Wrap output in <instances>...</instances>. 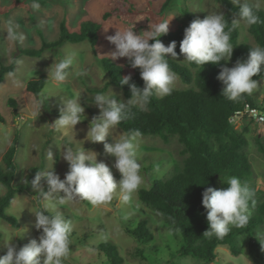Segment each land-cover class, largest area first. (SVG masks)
<instances>
[{
  "label": "rangeland",
  "instance_id": "1",
  "mask_svg": "<svg viewBox=\"0 0 264 264\" xmlns=\"http://www.w3.org/2000/svg\"><path fill=\"white\" fill-rule=\"evenodd\" d=\"M39 2L41 9L39 12H34L30 7L31 0H0V64L8 65L13 59L15 60L13 75L6 74L0 83V115L5 119L4 123H0V164L3 154L16 137L14 160L18 170L13 181L14 185L23 184L22 178L27 176L31 167L42 166L41 170L49 168L52 163L47 157L49 151L53 154V170L61 179L64 178L68 165L59 153L67 137L62 132L53 131L50 124L59 116L62 98L74 96L77 91H84L81 94V103L85 107L87 118L75 126L77 134L74 137L76 140L72 141L73 146H82L85 151L97 153L98 162L102 161L110 167L114 163V157L105 153L103 143H91L86 140L88 125L93 117L99 115V109L91 103V96L95 94L88 93L85 86L100 88L108 81L106 74L103 76L104 71L99 58L105 57L122 65L127 62L126 58L112 60L109 55L114 51V45L106 37L114 35L116 28L124 29L135 23L134 32L139 34L141 31L148 30V24L172 17L168 31H174L180 26L188 27L193 21L187 18L182 10H186V13L194 20H202L207 12L211 13L217 9L225 13V7L220 0H172L164 11L162 10L166 0H39ZM258 2L261 3V10L264 11V0H258ZM235 18L236 16L233 20ZM62 21L71 32L78 31L80 25L86 21L100 23L95 50L93 51L87 42H81L65 43L56 50L45 51L40 57L18 54L20 48L38 49L40 34L48 42L57 39L59 24ZM9 25L23 36L22 40L13 41L9 38ZM107 27L105 31L104 28ZM238 31V43L250 46L256 44L248 32V27L244 24L241 23ZM160 40L165 46L168 45L162 39ZM69 48L78 50L79 57L73 66V75L63 85L64 91L57 93L55 88L49 87L46 69L61 58ZM182 60L177 58L175 61L187 66ZM235 62L231 60L225 66L232 67ZM80 71L86 72V75H75ZM191 71L195 72V69ZM129 73L131 69H127V74ZM41 77L45 78L44 85L37 96H33L26 90V84ZM260 83L264 82L260 81ZM192 86L193 84H184L178 77L175 90ZM45 89H48L50 95H58L48 98L40 116L34 120L31 116L32 102ZM112 92L125 99L122 92L111 84L105 93L112 94ZM250 97L255 103L258 99L261 103L264 98V89ZM10 98H14L16 102V114H13L8 104ZM234 125L239 130H242V125H248L250 128V131L245 134L247 145L243 151L251 167L252 177L245 182L254 190V198H258L259 201L264 200V156L258 150L254 140L258 135L262 138L261 142L264 145V131L262 128H256L248 117L241 120L236 118ZM122 133L120 129L117 135ZM107 142H111L110 139ZM181 150L182 146L176 137H171L168 143H164L158 137L142 136L139 159L149 187L152 180L169 179L181 169L184 159ZM112 172L118 181L119 172L114 168ZM215 188H220L218 181ZM29 190L30 193L16 194L5 209V213L17 221L18 228H13L0 219V256L6 251L4 239L12 233L22 232V236L13 238L12 242L17 247L27 244L30 239L38 238L40 234L32 227L35 217L29 211L33 210L35 202L32 198L36 194L32 185L29 186ZM4 193L5 187L0 184V196ZM60 210L74 225L71 255L65 264H110L104 254L105 251L98 250L101 245L114 249L116 256L123 260L122 264H256L248 254L249 245L256 242L264 251V246L256 236L264 233V219L263 223L255 229L251 241L250 234L239 237V255L234 256L228 247L220 246L215 251V260L207 263L190 256H182L179 253L180 239L172 236L170 229L158 213L139 202L138 194L130 205L119 200H114L102 207L93 206L88 202H77L61 205ZM139 225H143L152 235L151 241L144 245L126 232L127 228L135 229ZM137 250L142 254L138 255Z\"/></svg>",
  "mask_w": 264,
  "mask_h": 264
},
{
  "label": "clouds",
  "instance_id": "2",
  "mask_svg": "<svg viewBox=\"0 0 264 264\" xmlns=\"http://www.w3.org/2000/svg\"><path fill=\"white\" fill-rule=\"evenodd\" d=\"M231 3L237 9L231 27L218 9L207 12L202 20L195 19L184 29L179 54L189 67L195 65L202 69L206 64L220 65L217 79L224 85L221 95L231 102L239 103L246 96H253L264 89V83L253 79L264 72V45L255 44L250 47L246 59H237L232 67H227L225 65L231 61L235 46L231 34L241 23L250 28L262 22L259 15L261 3L258 0H231ZM30 7L34 12H39L41 4L39 0H31ZM171 18L154 21L148 24V30L139 34L134 32L135 23L124 29L115 27V34L106 37L114 45V51L109 54L111 59L126 58L131 68L139 69L143 81V88H140L130 83V75L119 79L120 86L128 85L130 97L127 100L113 92H97L91 96V103L99 109V115L91 119L86 140L103 143L105 153L114 157L111 167L102 161L98 162L97 153L72 144L76 140L75 126L87 118L81 103L84 91L62 98L59 116L50 127L67 137L59 155L66 161L68 170L61 179L53 170L52 152L47 153L48 159L52 161L51 166L38 170L31 180L36 195L32 198L35 202L33 210L29 212L35 217L32 227L40 234L21 247L12 241L22 236V232L9 235L4 239L6 251L0 256V264H65L71 255L74 225L64 217L61 205L88 202L102 207L114 200L130 205L141 189L149 187L139 159L141 131L129 129L122 134L117 133L120 131L119 126L132 119L136 111L149 112L153 97L163 99L175 91L178 77L169 61L177 60L176 41L165 46L159 39L168 33ZM104 29L107 31L108 27ZM8 34L13 41L23 39L12 25H9ZM78 57L79 51L69 48L46 69L50 88H55L57 93L64 91L63 85L73 75V66ZM12 75L9 73V76ZM75 75L84 76L86 72L80 71ZM261 80L264 81V76H261ZM56 95H50L45 89L33 100L31 116L34 120L40 116L48 98ZM109 139L111 142H107ZM113 168L120 174L118 181L114 178ZM21 182L27 185V176ZM220 182L227 187H206L201 201L208 225L203 235L217 240H223L234 229H245L255 204L254 190L238 176L225 174L224 177L220 176ZM256 236L264 246V233Z\"/></svg>",
  "mask_w": 264,
  "mask_h": 264
},
{
  "label": "trees",
  "instance_id": "3",
  "mask_svg": "<svg viewBox=\"0 0 264 264\" xmlns=\"http://www.w3.org/2000/svg\"><path fill=\"white\" fill-rule=\"evenodd\" d=\"M172 0H166V6ZM225 7V18L231 22L235 16L231 0H220ZM182 13L194 20L182 10ZM261 23L248 27V32L256 44L264 45V11L259 12ZM101 24L98 22L86 21L80 25L76 32H71L62 21L59 24V36L54 41H46L40 34V47L20 48L19 55L28 57H40L45 51H52L60 48L65 43L87 42L94 51L97 44L98 32ZM186 26H180L174 31H168L166 35L159 37L167 44L176 41L175 51L177 58H182L179 54V44L183 39ZM238 28L232 32L231 39L235 45L231 60L246 59L250 50V45L238 43ZM151 43V41H150ZM100 65L107 76L108 81L100 88L85 86L88 93L106 92L108 87L115 85L127 100L130 97L128 85L120 86L119 79L124 76H131L130 83H135L137 87L143 88V81L140 78L139 69L131 68L128 63L117 64L105 57L99 58ZM223 63V62H222ZM171 69L177 74L181 81L190 85L186 89L175 90L170 96L163 99L152 98L149 112L136 111L134 117L123 122L119 128L124 132L129 129H139L142 136L158 137L164 143H168L171 137H176L182 146L181 154L184 156L182 166L169 179H154L147 189H141L138 193V200L150 210L158 213L166 223L174 238H179L181 247L179 253L182 256H190L211 263L215 260L217 247L226 246L231 254L236 256L240 253L239 237L243 234H250L252 240L255 229L263 223L264 200L254 198L255 204L252 207V215L249 224L245 229H234L223 240L214 237L208 238L203 235L207 230L206 210L202 206V192L206 187L215 188L218 181L221 187L220 176H238L242 181H247L252 177V170L247 161L243 149L247 145L245 134L250 131L249 124L242 125V130L236 129L234 120L236 118L246 119L245 110L264 109V106H257L251 97L246 96L243 101L234 103L221 95L224 87L223 83L217 79L220 65L206 64L202 69L195 65L184 66L174 59L169 61ZM195 69L192 72L191 69ZM127 69L131 73L127 74ZM15 70V60L8 65L0 64V83L8 73ZM264 72L253 77L259 82ZM45 78L29 81L26 90L33 96L41 91ZM13 114H16V102L14 98L8 100ZM5 119L0 115V123ZM256 128L259 129L257 125ZM258 150L264 156V145L262 138H254ZM16 137L2 156L0 164V184L5 187V193L0 196V219L7 222L11 227L18 228L17 221L5 213L6 207L10 205L16 194L28 192L34 174L41 170L42 166L31 167L27 174L29 183L27 185H14L13 181L18 170V165L14 160L16 151ZM129 235L144 245L151 241L152 235L143 226L139 225L135 229H126ZM1 236V235H0ZM98 250H104L107 261L110 264H122L123 260L116 256L115 250L101 245ZM114 250V251H113ZM138 255L142 254L137 250ZM248 254L256 264H264V251L261 246L253 242L249 245Z\"/></svg>",
  "mask_w": 264,
  "mask_h": 264
},
{
  "label": "built area",
  "instance_id": "4",
  "mask_svg": "<svg viewBox=\"0 0 264 264\" xmlns=\"http://www.w3.org/2000/svg\"><path fill=\"white\" fill-rule=\"evenodd\" d=\"M246 116L254 125L262 128L264 131V109H247L245 110Z\"/></svg>",
  "mask_w": 264,
  "mask_h": 264
},
{
  "label": "crops",
  "instance_id": "5",
  "mask_svg": "<svg viewBox=\"0 0 264 264\" xmlns=\"http://www.w3.org/2000/svg\"><path fill=\"white\" fill-rule=\"evenodd\" d=\"M261 101H262V102L260 103V100L258 99L256 105H257V106H264V98H263V100H261Z\"/></svg>",
  "mask_w": 264,
  "mask_h": 264
}]
</instances>
